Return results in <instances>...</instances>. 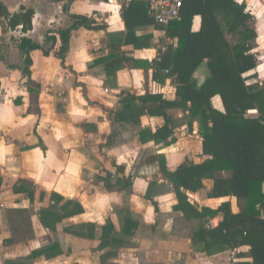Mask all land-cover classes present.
Segmentation results:
<instances>
[{"label":"crops","instance_id":"obj_1","mask_svg":"<svg viewBox=\"0 0 264 264\" xmlns=\"http://www.w3.org/2000/svg\"><path fill=\"white\" fill-rule=\"evenodd\" d=\"M133 1L143 2L151 13L150 0H0L9 14L21 7L33 10L27 32L21 25L10 28L0 16V264H213L224 255L234 264L249 260L239 256L247 246L212 254L195 250L191 236L200 220L175 209L177 193L160 170V158L174 171L206 156L198 124L189 123L182 106L164 110L166 136L156 134L166 120L149 112L158 105L151 96L179 101L173 76L155 68L176 38L145 22L143 9L137 14L130 6ZM235 1L245 4L247 25L255 34L248 43L256 65L242 76L246 84L264 86V0ZM65 6L68 13L90 18L92 27L71 32L61 61L54 54L60 46L56 31L72 22ZM200 25L195 15L191 30ZM52 34L55 42L47 40ZM22 37L52 46L48 55L30 52L29 75L22 71ZM206 61L193 73L197 85L208 75ZM130 96L132 109L125 104ZM211 104L223 111L218 95ZM19 187L24 191L16 192ZM184 192L191 204L213 209L235 198H209L204 188ZM53 193L76 201L81 212L49 229L38 212L53 203ZM230 208L238 212L231 203ZM18 209L26 212L18 214ZM221 219L212 217L208 225ZM84 224H93L92 236L65 231ZM16 227L29 232L15 237Z\"/></svg>","mask_w":264,"mask_h":264},{"label":"trees","instance_id":"obj_2","mask_svg":"<svg viewBox=\"0 0 264 264\" xmlns=\"http://www.w3.org/2000/svg\"><path fill=\"white\" fill-rule=\"evenodd\" d=\"M131 5H135L136 10L140 7L143 9L145 22L153 21L165 31L166 36L176 38L175 46L168 47L155 62V68L157 72L167 70V76H173L179 101H166L159 95L151 96L158 101V105L149 112L163 115L166 120L156 134L166 136L168 117L164 110L182 106L189 111V123L197 122L202 138V154L206 158L201 163L184 162L170 171L164 158H160V170L172 181L177 193L175 209L182 211L187 219L200 220V226L191 236L193 247L212 254L247 246V251L239 253V256L249 260L236 264H264V86L246 84L247 77L242 76L256 65L254 55L249 52L248 41L255 34L247 25L250 14L245 10V4L235 0H183L179 15L166 26L154 21L143 2L133 1ZM32 15L33 10L24 7L17 13L9 14L0 3V16L8 20V26L12 29L21 25L23 32L30 30ZM68 15L72 19L71 25L56 31L60 46L54 54L61 61L68 50L71 32L79 27H92L91 19L87 16ZM195 15L201 18L198 31L191 30ZM228 35H237V42L229 40ZM47 40L55 42L56 36L47 35ZM19 49L24 54L22 71L29 75L32 63L30 52L40 49L44 55H48L52 46L43 48L31 39L22 37ZM204 59L207 60L208 75L202 84L197 85L193 73ZM157 72L155 74L158 76ZM216 95L221 98L223 111L211 104V99ZM131 98L128 97L125 104L132 109L136 106ZM251 110H255L256 115H251ZM138 111L141 110L138 108ZM205 179L211 181L207 196L235 197L240 202L238 212L231 211L228 200L215 209L191 204L184 190L191 193L199 191ZM22 187L15 191H24ZM29 199L33 201L32 194H29ZM50 199L53 203L40 208L38 212L40 222L46 228L53 229L62 218L81 212L76 201L64 199L55 193ZM25 212V209L17 210L18 214ZM217 215L222 216L217 225H208L209 219ZM93 230V224L81 225L80 230L65 228V231L79 236H92ZM28 232L29 229H13L15 237ZM102 236H107L104 230ZM56 246L54 244L48 250Z\"/></svg>","mask_w":264,"mask_h":264},{"label":"built area","instance_id":"obj_3","mask_svg":"<svg viewBox=\"0 0 264 264\" xmlns=\"http://www.w3.org/2000/svg\"><path fill=\"white\" fill-rule=\"evenodd\" d=\"M149 5L154 21L166 26L179 15L183 0H150Z\"/></svg>","mask_w":264,"mask_h":264},{"label":"rangeland","instance_id":"obj_4","mask_svg":"<svg viewBox=\"0 0 264 264\" xmlns=\"http://www.w3.org/2000/svg\"><path fill=\"white\" fill-rule=\"evenodd\" d=\"M211 187V181L206 180L205 185L203 186L204 190H209ZM264 189V187H263ZM231 197V196H230ZM193 199L196 200V196H193ZM231 205H233L234 210H239V203L236 198H231L230 199ZM48 237H44V239H47ZM43 240V238H42ZM233 258L230 257V255H224V256H219L216 257L215 260H213V264H234Z\"/></svg>","mask_w":264,"mask_h":264}]
</instances>
